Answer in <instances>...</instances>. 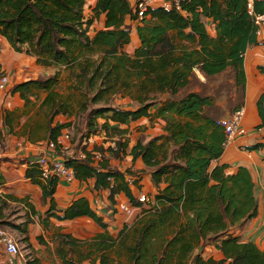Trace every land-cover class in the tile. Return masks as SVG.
Returning a JSON list of instances; mask_svg holds the SVG:
<instances>
[{"label":"trees","instance_id":"obj_1","mask_svg":"<svg viewBox=\"0 0 264 264\" xmlns=\"http://www.w3.org/2000/svg\"><path fill=\"white\" fill-rule=\"evenodd\" d=\"M136 4L137 0L133 4L128 0H97L89 16L87 0H0V37L15 52H24L36 58L37 64L56 69L49 78L29 79L9 90V95L18 94L26 107L33 104V98H40L39 93L46 94L39 107L46 122L37 123L29 134L44 131L48 142L56 143L68 128L56 121L60 115L72 114L70 100L59 94L57 86L62 71H72L78 87L91 93L85 95L81 112H88L90 105L102 106L89 110L86 136L103 130L118 138L115 148L83 147L86 160L69 157L66 165L78 181L93 180L96 191L109 190L111 207L116 206V197L124 194L133 207L142 209L141 215L114 238L107 232L108 224L84 197L57 210L54 195L60 180L52 177L44 181L38 164L28 163L26 177L42 188L44 200H50L46 220L88 217L106 230L82 242L60 235L58 255L64 264H80L92 256L99 264H264V249L235 234L258 215L251 173L240 167L235 174L226 175L227 165L214 164L224 154L226 141L217 121L243 107L245 54L249 47L261 45L247 1L179 0V8L149 9L140 22ZM254 11L264 15V0L255 1ZM100 17L104 18V29L92 35L94 21ZM137 21L140 45L128 54L124 48L131 43L132 26ZM208 21L215 25V37L208 32ZM197 72L204 81H199ZM221 76L225 78L219 86L208 88L207 82ZM197 83L199 91L192 89ZM117 96L131 99L138 107L122 110L111 106ZM223 98L225 110L218 104ZM258 110L264 125V94ZM13 115L5 111L3 116L4 128L10 134H14ZM142 117L164 120L165 134L146 144L138 140L130 148L124 137L128 129L120 125ZM247 149L264 150V143ZM94 152L102 153L103 159L95 162ZM127 156L133 163L141 159L151 169L157 193L147 204L138 201L127 179L136 177L133 184L138 186L145 170L127 169L123 173L112 167L113 160L123 161ZM3 183L0 175V187ZM8 200L23 202L0 195V227L19 232L27 243L29 226L39 215L32 209V217L26 214L23 223H11L6 220ZM115 209L119 211L117 206ZM209 246L222 258H206ZM26 259L27 264L37 262L31 254Z\"/></svg>","mask_w":264,"mask_h":264},{"label":"crops","instance_id":"obj_2","mask_svg":"<svg viewBox=\"0 0 264 264\" xmlns=\"http://www.w3.org/2000/svg\"><path fill=\"white\" fill-rule=\"evenodd\" d=\"M128 1L133 4L135 0ZM96 2L97 0H90V2L87 0V3L91 8L95 6ZM139 24L138 21L133 23L131 43L124 48L125 52L128 54H133L135 48L137 49L140 45L137 34ZM101 29H104L103 17L97 18L94 21L91 34L93 35L96 31ZM207 29L212 37L216 36L215 25L212 21H208ZM258 39L261 42V45L249 47L244 60L246 73V97L243 105L245 108L243 124L247 130V134L237 137L234 142L225 149L222 157L214 162V164L227 165V168L225 169L226 175L235 174L240 167H246L250 171L255 184L258 215L253 220L247 222L243 229H237L235 234L240 236L244 242L253 241L260 249H264V150L249 151L247 149V147L258 143H264V125H262V118L260 117L258 110V101L264 94V28L262 35L258 36ZM30 58L37 64L35 58ZM42 67L44 70L52 71L54 73L56 72L55 68ZM4 70V65L2 64V71L5 72ZM197 74L201 80H205V77L201 73L197 72ZM22 75V79L16 83L25 82L29 79H37L31 77L27 72H22ZM118 98L122 100L128 99V102L124 106L119 107L122 110H134L138 107L137 103L129 98H122L121 96ZM42 101L43 99H33V104L30 106L39 108ZM218 103L221 104L220 102ZM5 111L15 113V115H13L14 134H10L8 130L4 128L3 116ZM154 111L155 109L153 108L151 112L153 113ZM29 114L25 102L19 98L18 94L14 96L6 95L5 93L0 94V175L4 182L0 187V195L12 196L15 199L23 201L17 202L8 200L10 205L9 209L13 208L15 211H18L21 216L25 217L26 214H29L32 217V209L39 215L33 217L34 223L29 226V241L27 243L23 242V236L19 232L8 227L1 228L5 231L14 233L15 236H21L18 241L20 244L23 243L26 246L28 255L31 254L33 259H37L35 264H64L58 255L60 235L68 234L71 235L73 239L82 242L90 241L97 235L105 233L106 230L101 228L94 220L88 217L65 221L52 217L49 220H46V212L50 209V200H44L42 188L39 185L32 183L26 177V171L30 160L37 159L49 152L48 140L44 131L38 135L31 136L29 134L28 131L32 130L31 128H36L37 125L35 122L29 124L31 118ZM59 118L60 117L58 116L56 121L60 122ZM156 122L159 124L161 123L160 126L162 125V130L152 133L153 130L151 131V126H149V124L155 125ZM144 125L148 128L145 129V127H142ZM164 126L165 121L157 117H142L136 121H130L126 125H120L121 129H128V132L124 137L128 138L130 141V148L136 143H133L134 140L133 137H131V133L136 130H143L142 128H144V131L139 134L146 136L147 142L141 140L146 144L153 138L165 134ZM135 128L136 130H134ZM135 135L137 136V134ZM138 140L137 137V141ZM97 144H99L98 140ZM102 145L105 146V143L102 142ZM72 151L75 155L77 154L74 150ZM132 160L131 156L125 157L124 160L120 162L113 160L112 167L117 169L116 163L124 162V165L126 164L128 166L130 164L126 169H131L134 172L145 170V172L141 174L142 176L138 186L133 184V181L137 180L136 177L129 176L127 179L136 198H138L140 194H145L153 200V196L157 193V189L152 182L151 169L146 168L141 159L137 160L136 163H133ZM93 185V180L80 182L76 179L71 183L60 181L54 195L56 209L63 210L74 200L84 197L89 201L91 208L96 214L101 216L104 222L108 224L107 232H109L112 237L117 238L120 230L126 224H132L135 218L141 215L142 209L139 207L135 208L132 217H127L120 211H117L115 208L119 202L130 203L124 194H119L116 197V206L113 207L117 213H115V216L113 215L115 219L111 218V220L108 217L109 213L107 211V205L110 206V191H96L93 189ZM8 210L6 211L7 221L11 216L7 214ZM110 214L112 213L110 212ZM205 251L204 256L206 258H222V255L212 246L207 247ZM50 252L53 260H48L46 258ZM10 258L11 257L6 253L4 247L0 245V264H11L10 262L13 264H27L26 257H23V254L21 253L18 257ZM70 258L71 255H68L67 259ZM95 258L96 256H92L91 258L82 261L80 264H99V261L95 262Z\"/></svg>","mask_w":264,"mask_h":264},{"label":"rangeland","instance_id":"obj_3","mask_svg":"<svg viewBox=\"0 0 264 264\" xmlns=\"http://www.w3.org/2000/svg\"><path fill=\"white\" fill-rule=\"evenodd\" d=\"M88 2H90V0H88ZM86 14L89 16L92 14L91 6H89L88 3H87V7H86ZM0 61L4 65V69H5L4 70L5 72H3V74H7L10 78V84L8 87V91L5 92L6 95H9V90L11 89V87H13L15 84H17L16 82H19L22 79V77H23L22 72H27L31 77H35L37 79H46V78H49V77L54 75V72L44 70L42 66H39V64L37 65L36 63H34V61L26 53L15 52L10 47L7 40L4 39L3 37H0ZM6 70H7V72H6ZM224 78H225V76H221L212 82H207L208 88H212L213 86H219ZM198 79L200 82L203 81V80H200L199 77H198ZM203 83H205V82H203ZM192 89H194L195 91L196 90L199 91L201 89L200 84L197 83V84L193 85ZM57 91L59 92V94H61L63 96V98L65 100H70V103L72 105V109H71L72 114L67 115V116L60 115L59 119H60L61 123L69 125L68 128H65L63 130V132L65 131L71 135L73 150L76 153H78L80 151V149L82 150L84 139L87 138L86 135H88L87 124H88V118H89V116H88L89 110L92 108H99L102 106H98V104L97 105H90L88 112H86V111L81 112L80 109H81L82 104L85 101V95L91 96V93H89V91H87V89H85V88L80 89L78 87L75 75L70 70H63L62 71V73L59 77V84L57 86ZM39 96H40L39 99L42 100L46 96V94L44 92H42V93H39ZM33 99H35V98H33ZM224 99L225 98L220 100L221 104H219V103L218 104L225 110L224 106L226 104V101L224 102ZM127 102H128V99L122 100V99H119L117 96V98L115 97L112 99V101L110 102V105L113 107L119 108V107L124 106ZM27 109H28V111L30 113L29 115L31 117L29 124H31L33 122L38 123V124L46 122L45 116L43 113L40 112L39 108L29 106V107H27ZM229 115H230L229 113H226L224 115V117H227ZM98 121H99V123H104V119H99ZM160 124L157 122L155 125L149 124V126H151V131L153 130L152 133H154L155 131H158V130H162V125L160 126ZM142 127H145V129L148 128L145 125ZM142 129L143 130H141V129L136 130V128H135L134 130H136V131L131 133V137H133V140H134L133 143H135L137 141V137L139 140H142L143 142H147L146 136L143 134H139V133L144 131V128H142ZM135 134H137V136ZM98 136H101V137H98ZM111 136H113V137L107 136L106 133H104L103 130H101L95 136V139L98 140V143H99L97 145H101L100 147H103L105 150L108 149L109 147H111L112 144L115 145L116 139L118 137H116V136L114 137V135H111ZM97 138H99V139L103 138V139L99 140ZM102 142L105 143V146L102 145ZM119 162L116 163L117 169L121 172H124V171L126 172V170H127L126 168L129 167L130 164L127 166L126 164L125 165L123 164L124 162H122V163H119ZM107 211L109 213L108 217L110 219L111 218L115 219L114 216H115V213H117V212H115L114 208L107 205ZM110 212L112 214H110ZM7 214L11 215L9 217V221L11 223L21 224L25 220L24 217L21 216V214H19V212L15 211L13 208L9 209ZM7 232L12 235V237L14 238L16 243L18 244L19 249H20V253L23 254V257H26L28 255V250L23 243L20 244L18 241V239H20L21 236L20 237L15 236V234L10 232V231H7ZM50 254H51V252L47 255L46 258L48 260H53V257ZM76 257H77V255H76Z\"/></svg>","mask_w":264,"mask_h":264},{"label":"built area","instance_id":"obj_4","mask_svg":"<svg viewBox=\"0 0 264 264\" xmlns=\"http://www.w3.org/2000/svg\"><path fill=\"white\" fill-rule=\"evenodd\" d=\"M248 12L254 18L255 24L258 26L257 35L260 36L263 33L264 28V15L256 14L254 11V5L256 0H246ZM172 5L179 8V0H137L136 7L138 9L140 22L149 9L160 7L165 10H169ZM10 84V78L7 74L0 75V94L8 91ZM245 116V108L241 107L239 110L230 114L227 117L221 118L217 121V125L221 126L226 135V141L224 143V148L226 149L234 140L239 136H244L247 134V130L243 124ZM1 145V142H0ZM97 145V140L95 135H90L84 139L83 147H88L92 149ZM99 145L98 147H100ZM115 148V145H111ZM49 152L45 155L38 157L37 159L30 160L29 164H38L41 169V178L46 181L52 177L59 179L60 181H65L68 183L74 182L76 180L73 170L66 165V161L69 157H77L80 160H86L87 154L84 150H80L76 155L73 153L72 137L69 133L63 132L56 143L48 142ZM1 158V156H0ZM95 162L101 161L103 159V154L100 152H94L93 156ZM145 194H140L138 201L144 204L150 202L151 198ZM135 208L128 202H119L117 209L126 215L127 217H132ZM136 219V218H135ZM0 245H2L6 253L11 258L20 256V249L11 234L0 227ZM10 258V259H11ZM13 264L12 262H10Z\"/></svg>","mask_w":264,"mask_h":264}]
</instances>
